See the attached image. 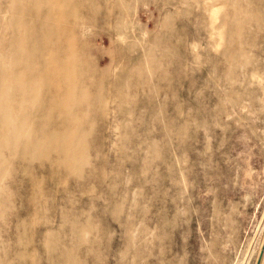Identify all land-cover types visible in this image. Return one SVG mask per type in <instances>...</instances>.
I'll return each mask as SVG.
<instances>
[{
  "label": "rangeland",
  "instance_id": "1",
  "mask_svg": "<svg viewBox=\"0 0 264 264\" xmlns=\"http://www.w3.org/2000/svg\"><path fill=\"white\" fill-rule=\"evenodd\" d=\"M96 4L89 102L50 115L88 163L0 155V264H264V0Z\"/></svg>",
  "mask_w": 264,
  "mask_h": 264
},
{
  "label": "bare ground",
  "instance_id": "2",
  "mask_svg": "<svg viewBox=\"0 0 264 264\" xmlns=\"http://www.w3.org/2000/svg\"><path fill=\"white\" fill-rule=\"evenodd\" d=\"M97 2L0 0V135L14 138L10 143L0 142V155L5 150L23 147L36 150L37 159H49L48 150L56 148V161L73 166L78 172L88 163L86 151L66 144V132L76 130L75 127L53 126L50 115L59 113L69 118L75 115V108L89 102V94L77 84L89 81L92 71L78 59L74 46L78 38L74 39L71 33L81 23V10L93 5L97 8ZM10 10L14 16L7 20L3 15ZM74 21L76 25H70ZM51 55L53 62L46 63L44 58ZM46 82L53 83L58 90L46 91ZM91 83L94 84L92 80ZM99 88L94 84L95 90ZM32 122L37 133L21 143L23 137L19 136ZM36 137L39 141L35 143Z\"/></svg>",
  "mask_w": 264,
  "mask_h": 264
}]
</instances>
